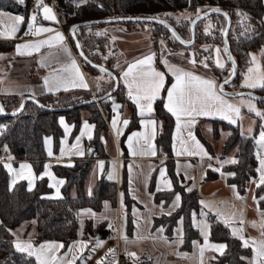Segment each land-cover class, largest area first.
Wrapping results in <instances>:
<instances>
[{"label":"trees","instance_id":"16d2710c","mask_svg":"<svg viewBox=\"0 0 264 264\" xmlns=\"http://www.w3.org/2000/svg\"><path fill=\"white\" fill-rule=\"evenodd\" d=\"M33 0H0V9L22 15H28ZM61 26L69 37L71 24L92 19L121 16H155L166 20L177 33L185 40L190 39L189 22L197 14V10L204 11L208 8H219L227 13L231 20L227 32V43L229 50L237 64V74L231 82L224 86L230 91L242 90L239 87L244 72L250 63V52L257 51L264 41V0H56L54 5ZM189 12L188 17L174 18L172 14ZM243 13L247 19L237 15ZM226 19L224 15L212 13L200 18L195 23L194 41L191 45L180 43L172 33L163 25L149 22H117L126 30L130 31L144 27L149 30V36L153 48L158 46V38L165 37L169 43L184 48L186 52L194 48L196 56L194 61L196 67L201 68L206 74L221 81L228 77L230 64L227 61L222 69L212 62V51L216 44L222 46V33ZM114 24V23H111ZM110 24H87L75 28V35L79 46L90 61L112 70L113 55L110 53V38L107 33H100L99 30ZM211 25L209 34H205L206 26ZM70 39V38H69ZM71 40V39H70ZM12 42L0 41V52L9 50ZM205 49H208L207 51ZM158 58V55H157ZM205 59L203 67L198 63ZM84 70L91 75L92 88L96 96L103 95L112 85V79L99 69L93 68L80 60ZM174 62V61H173ZM260 63L264 74V55L260 56ZM158 64L159 59H158ZM102 75L109 79V82L96 78ZM225 77V78H224ZM170 83V77L166 75L163 93ZM109 84V85H107ZM123 85L118 80L117 88L107 98H101L97 102L81 104L71 109L52 111L40 107L33 101H26L22 110L14 115H3L0 113V147H6L11 153L14 161L28 160L32 163L34 170L38 173L45 158L42 145V138L51 135L54 148L57 146L61 134L57 123L58 116H64L77 129L82 120L81 111H89L86 117L94 124V134L91 141L94 146L100 141V135L105 130V123L102 113L110 115L111 102H123ZM253 91L264 95V88L258 87ZM90 93L59 92L56 94H44L36 97L44 106L65 107L83 100L90 99ZM21 98L15 96H0V102L6 112L15 111ZM264 103V100H258ZM98 104V105H97ZM129 109V123L125 127L122 136L128 131L137 127V115L134 105L125 101ZM154 115L161 121L160 130L156 133L155 144L158 156L169 158L171 156V132L173 127V116L163 106V94L153 104ZM213 135H217L218 129H229L230 133L223 141L221 155L234 151L236 163L224 165L222 169L228 173L226 182L235 185L239 192H243L246 182L255 175L256 159L254 156V143L252 136L240 135L237 127H232L223 121L212 120ZM199 139L204 143L207 150L212 153L207 141L198 134ZM77 159L70 166L53 165L56 175L64 179L61 187L62 197L60 199H46L41 195L49 190L45 180L40 178L36 181L34 188L29 191L24 181L16 182L12 187L8 186V175L0 164V264H37L32 256L17 251L11 241L10 230L24 221L34 220L36 225L35 242L43 240H60L64 244L69 243L77 234L76 213L80 208H91L99 210L104 200L111 205L115 202V185L113 182L100 177L92 188V193L87 196L84 193V181L90 168L91 159ZM168 160V159H165ZM171 180L174 184L170 190L154 193V199L159 201L169 200L173 192L180 194L179 205L175 212L167 216L155 217L153 225H162L167 237L172 234V229L178 218L182 220V243L180 250H188L191 242L198 238L197 230L190 222L191 211H197L200 207L198 195L195 190H187L178 183L177 176L172 167L168 168ZM215 177L212 173L208 178ZM120 190L124 198L130 200L127 193V180L123 173H120ZM254 196L260 208H264V185L254 188ZM210 231L209 239L220 241L226 245L222 253L213 255L209 264H249L248 257L250 250L242 246L239 239L228 233L226 226L215 221L214 216H209ZM102 221L92 226L90 220L84 224V232L97 233L104 236L106 230ZM244 257L245 259H241Z\"/></svg>","mask_w":264,"mask_h":264},{"label":"crops","instance_id":"0c3cea01","mask_svg":"<svg viewBox=\"0 0 264 264\" xmlns=\"http://www.w3.org/2000/svg\"><path fill=\"white\" fill-rule=\"evenodd\" d=\"M42 4L52 9L53 14L55 15V21H48L43 19L42 9L37 8V0H33L30 5V10L28 15L24 18V22L19 25L18 31L15 32L13 38H8L9 33L14 25V21L12 20L13 16H22L17 13H13L10 11L0 9V12L5 15L0 16V41H10L12 42L11 48L9 50L0 52V96H15L18 98H22L24 96H32L38 97L44 94H56L59 92H79V93H90L91 96H96L94 94L92 88V81L94 78L89 75L81 65V62L74 50L71 40L69 39L67 33L61 26L60 20L57 17L55 7H52L48 0H42ZM36 15V26L51 28L53 32L44 33L39 36L25 35L28 31L27 22L33 16ZM23 17V16H22ZM264 19V16H263ZM56 32H59L63 35V45L68 49V53H70L71 59L75 60L77 66L80 69V72L83 74L84 81L87 84V88H70L68 91L59 90L50 92L47 91L44 87V78L51 77L53 73L62 68L63 66L70 63L68 55H66L59 45L49 48L47 46L42 47L38 52L33 51L31 55H19L16 52L17 45H22L25 43H36L41 40H45L50 36L55 35ZM100 33H107L110 38V53L113 55V63L112 68L115 70L118 80L123 85V93H124V101L123 102H111L110 104V115L106 117L103 114V120L105 123V130L101 132L100 141L95 144L88 139V134L81 136V129L83 128L85 122L92 126L91 128V136L94 134V124L89 121L86 117L89 115V111L82 110V120L79 123L77 129H73V124L68 122L64 116H58L57 123L60 127L61 134L58 139L57 146L54 148L53 138L51 135H45L42 138V145L44 149L45 158L42 163V167L38 173L35 172L32 163L28 160H17L12 161L6 164H10L12 169L15 171L20 170V165L27 164L31 167V172L34 177H36L33 181L32 189L35 186V183L38 179L43 178L49 187V184H52L53 187H49V190L46 193L41 195L42 198L46 199H60L62 197L61 187L64 183V179L55 174L53 170V165H64L70 166L77 159H85L88 156L91 159L90 168L86 175L84 181V193L87 196H90L92 193V188L95 182L103 177L105 180L111 181L115 185V200L120 196V166L121 163H133V162H143L142 166V179L145 175L149 176L152 173V169L154 168L156 163H163L166 165L167 169L169 166L172 167L174 174L177 176V180H180V184H182L187 190H195L198 195V201L201 198L208 200H226L230 203H234L232 205L236 208L237 213L242 211V222L238 223L235 218H231L229 213L233 211L231 209L227 210V216H224V223L228 230V233L239 239V236L242 235L245 239L248 240H261L264 237L261 236V227L260 222L264 217L260 213H264V208H260L257 204V200H253L254 189H253V197L246 196L245 198L248 200V205L244 203L243 192H239L235 185L229 184L226 182V176L228 175L222 167L227 164H231L232 160H236L234 151L227 152L221 155V147L223 141L230 133L229 129L219 128L217 135H213L212 132V120H220L224 123L237 127L240 135L249 136V128H250V119L249 113L246 112V108L240 104L235 97L225 96L229 100L230 103L240 106V118L236 119L235 123H229L228 120L220 119L219 116H196L194 118L193 126L190 131L193 136H195L196 140L199 141L200 145L204 149L203 154H190L189 152H184L181 148V139L185 141L189 140L188 131L184 128H181L180 131H177L176 128V120L173 117V127L171 132V156L169 158H165L163 156H158L156 144H155V136L156 133L160 130L161 121L156 118L154 115V109L150 115H146L141 117L139 115V111L136 105L129 99L128 97V89L125 87V81L121 78L122 73L127 70L128 65L134 63L137 59H140L146 55H153V67L162 73L170 77V83L167 85L164 93L163 90L160 92L159 97L163 94V106L167 100V88L171 87L172 83H174V78L167 70V66L162 61H167L168 65H173L179 69H182L186 72H191L196 76H200L204 79L213 80L216 85L218 82L214 77L206 74L201 68L192 67L190 65H182L173 61L159 60L156 55L154 48L151 45L148 29L146 27H140L138 29L126 30L122 25H110L108 27H104L99 30ZM138 34H143L139 36L138 39L134 36ZM138 41L140 44L136 46H130L127 42H135ZM113 44L114 48L111 47ZM25 51V50H21ZM262 51H264V41L261 47L255 51L259 52L258 57L260 58ZM76 57L79 60V64L76 61ZM204 66V65H203ZM201 66V67H203ZM263 74V73H262ZM96 78H100L105 80V82H109V79L98 75ZM243 88V87H242ZM247 89L242 90H253L255 88L246 87ZM258 88V86H257ZM240 91V90H235ZM158 97V98H159ZM125 101H130L135 108V112L137 115V127L128 131L124 136H122L125 126L123 125L124 120H128L129 109L125 105ZM119 105V108L116 112L113 111V106ZM154 104V103H153ZM153 108V106H152ZM165 108V107H164ZM166 110V109H165ZM167 111V110H166ZM168 112V111H167ZM169 113V112H168ZM171 114V113H170ZM243 114V115H242ZM245 115V126H242L241 119L242 116ZM114 117H118L117 129L121 131V134H117V131L112 127V120ZM253 118V117H251ZM63 119L65 124L69 127L70 131L67 136L65 135V129L60 124V120ZM154 120L155 121V135L154 138L151 139V144L154 146L155 155H141L136 154L133 155L129 151L128 147V137L134 132H144L145 128L141 127V120ZM149 133L152 132V129H147ZM111 133L115 135V140L112 139ZM198 134L201 135L205 141L208 142L212 153H210L204 143L199 139ZM176 137L175 141L173 137ZM206 135V136H205ZM80 136V141L78 145V149L73 148L72 146L77 143L76 138ZM208 137L210 140H208ZM46 140L49 142L46 144ZM254 143V142H253ZM174 145L176 151H174ZM254 145V144H253ZM89 148H91V153L88 152ZM63 149V155H62ZM49 151H51L52 155L49 156ZM83 153L82 155L79 153ZM182 154H177V153ZM254 152V149H253ZM255 156V154H254ZM168 159V160H165ZM256 159V158H255ZM228 161V162H226ZM220 162H222L221 173L218 174L217 177V169L220 168ZM6 164H3L7 175H8V186L12 187L16 182L24 181L26 188L29 190V184L27 179H22L17 177L16 182L13 184V175H11L8 169L5 167ZM103 164L101 168L100 165ZM47 172L51 173V175L55 178L54 180H50L49 176L46 174ZM203 173V174H201ZM214 173L215 177L208 178V175ZM111 175V179L109 176ZM154 174H152L153 176ZM167 175V174H166ZM193 176L194 182L193 186H191V177ZM255 176V175H254ZM253 176V177H254ZM168 177V176H167ZM251 177L246 184L253 178ZM170 180V179H169ZM56 181H63L62 184H57ZM170 187L173 188L174 184L172 180L170 181ZM246 186V185H245ZM57 188L59 189V196H57ZM169 188V189H170ZM163 189L167 190V186ZM245 190V188H244ZM164 191V190H163ZM129 196V195H128ZM239 197V198H238ZM126 203L129 205L131 201H135L130 198V200L125 198ZM200 205V204H199ZM110 206L111 210L114 209V217L116 213L118 214V207L115 202L114 205H111L109 201L104 200L102 206L99 210H93L91 208H80L77 210L76 219H77V234L74 239H72L69 243L64 244L60 240H43L40 242H35L34 237L36 234V225L34 220L24 221L19 225L13 227L10 230V236L12 245L17 240L24 242H31L34 247H39V245L44 243H57L63 244L64 247L61 248L57 252V256L62 258L65 264L67 262H74V264H114L116 254H115V246L108 240V226L109 222L105 220L100 213L104 208ZM201 206L196 211L199 212ZM259 209V213L257 211ZM90 210V214H86ZM82 216V217H81ZM205 216L207 218V228L204 229V233L207 235L209 244H224L220 241H212L209 239V231H210V219L209 216H214V214L210 212H206ZM249 216V220H248ZM119 217V214H118ZM255 217H258L255 219ZM83 220L82 228L80 230L79 227V219ZM155 218V217H154ZM251 219V220H250ZM86 220H90L92 226H96L100 222H104V229L106 233L104 236H99L97 233H87L84 232V224ZM226 221L230 223L231 226L226 225ZM130 222V221H129ZM253 224L256 226L253 227ZM150 227V228H149ZM152 227V228H151ZM149 231L146 235H141L137 233L136 228L134 226L129 225V228L126 226L120 225V236H119V249L120 251L128 257V264H155L153 263L154 259V250H159L161 256L166 261H173V264H209V259L216 254H220L221 252L213 250V249H205L203 252V256H201L200 248L205 244L204 235L199 227L195 228L198 233V238L192 240L191 246L188 250H180L179 246L182 243V233L178 235V241L173 242V233L170 237H167L164 232V227L162 225L154 226L153 223L147 226ZM233 229L239 230L242 229V232L237 231L236 235L233 234ZM97 241L101 242V246L97 247ZM243 246V242L239 239ZM172 242V243H171ZM151 247H155V249L150 252L145 248L141 247L145 244ZM81 244L87 245V247H81ZM111 247V250L106 252L105 250ZM15 248V247H14ZM250 250V255L248 257V261L252 259L253 252L251 246L247 247ZM16 249V248H15ZM129 253H135L136 259L129 256ZM27 254V253H26ZM36 261L35 256H32ZM75 258V259H74ZM177 258L178 261L174 262V259ZM37 262V261H36Z\"/></svg>","mask_w":264,"mask_h":264},{"label":"snow or ice","instance_id":"6c2138e0","mask_svg":"<svg viewBox=\"0 0 264 264\" xmlns=\"http://www.w3.org/2000/svg\"><path fill=\"white\" fill-rule=\"evenodd\" d=\"M18 2L23 3V0H18ZM37 8L42 9L43 19L48 21H55V15L52 12V9L44 6L42 4V0H37ZM199 9L197 12L199 13ZM212 12L224 15L225 19H227V13H221L219 8H213ZM5 15L0 12V16ZM207 15V13H205ZM237 15L242 16L244 19L247 17L238 12ZM36 15H33L27 22L28 31L25 35L39 36L44 33L53 32L51 28H44L36 26ZM12 20L14 21V25L9 33L8 38H13L16 31L19 29V25L24 22V17L22 16H13ZM193 23H195L193 21ZM212 26L208 25L205 28V34H209V30ZM75 31V28L73 29ZM221 33L226 34L225 29H221ZM97 35H101V33H97ZM175 36V33H173ZM64 37L61 33L56 32L55 35L50 36L45 40H41L36 43H25L22 45H17L16 52L19 55H31L33 51H39L42 47H55L57 45L60 46L62 51L68 55L70 63L63 66L62 68L56 70L51 77L44 78V87L47 91L54 92L59 90L68 91L70 88L80 87L87 88V84L84 81L83 74L80 72L79 67L77 66L75 60L71 59L70 53H68V49L63 45ZM183 43V41H182ZM79 48V44H77ZM25 51H21V50ZM206 51L208 49H205ZM217 54L220 52V49H216ZM225 53L227 54V47H225ZM262 55H264V51H262ZM230 59V57H229ZM153 55H146L140 59H137L134 63L128 65L126 71L122 73V79L125 81V87L128 89V97L129 99L136 105L139 115L144 117L146 115H150L152 113L153 103L159 97L160 92L164 89L165 85V73L157 71L153 67ZM163 63L168 67L169 72L174 78V83H172L171 87L167 88V100L164 104L165 109L171 113L176 120V128L177 131H180L181 128H184L188 131L189 140L185 141L181 139V148L184 152H189L190 154H203L204 149L200 145L199 141L196 140L195 136L192 135L190 129L193 126L194 118L196 116H219L220 119L228 120L229 123H235L236 119L240 118V106L232 104L229 102L227 98L222 94L221 85L219 90L217 89V85L213 80L204 79L200 76H196L191 72H186L182 69H179L173 65H168L167 61H163ZM190 63L195 64V61H190ZM250 63L254 65V67H250L248 69L247 74L244 77V83L242 87H251L255 88L257 86L264 88V74H260V68L256 65V57L253 56ZM217 67L221 69L224 67L223 63H221L220 59L216 60ZM207 67V65H205ZM101 72L104 69H100ZM235 69L233 67V73ZM233 73H230L232 75ZM229 81L226 79L225 83ZM243 104V100L241 101ZM249 112H254L257 116H259L262 120H264V113L258 111L255 108V105L250 101L247 104ZM119 108V105L113 106V111L116 112ZM3 109H0L2 112ZM118 117H114L112 120V127L117 131V134H121V131L117 129ZM129 121L124 120L123 125L126 127ZM60 124L65 129V135L67 136L70 131L69 127L65 124L63 119L60 120ZM141 127L145 128L144 132H134L128 137V147L131 154H141V155H155L154 146L151 144V139L154 138L155 135V121L154 120H141ZM91 128L92 126L88 125L86 122L81 129V136L88 134V139H92L91 136ZM152 129V132L149 133L147 129ZM0 130H2V126H0ZM249 132H251V128H249ZM80 136L76 138L77 143L72 147L78 149ZM176 137L174 135L173 140L175 141ZM46 144L49 142L45 141ZM256 144L264 149V124L261 125V131L259 133V138L256 140ZM7 150V149H5ZM174 151L175 145H174ZM49 156L52 155L51 151H49ZM79 154H83L82 152ZM182 154V153H177ZM63 155V149H62ZM11 159V157H9ZM228 162V161H226ZM231 163H236L235 160H232ZM260 167L257 169L259 172V183L257 187L264 185V157L259 158ZM5 167L8 169L9 173L13 175L14 184L16 182V178L27 179L29 184V191L32 190L33 181L36 177L32 175L31 167L27 164L20 165V170L15 171L12 169L10 164H6ZM103 167V164L100 165ZM46 174L49 176L50 180H54L55 178L51 175V173L47 172ZM161 177L165 176L164 169L160 170ZM111 179V175L109 176ZM57 184H62L63 181H56ZM165 186L170 187V183L165 181ZM49 187H53L52 184H49ZM57 196H59V189L56 190ZM91 194V193H89ZM239 198V197H238ZM261 200H264V196L260 197ZM180 197L176 196V202H178ZM255 201L256 198L253 197ZM259 213V209H257ZM90 214V210L86 213ZM262 217H264V213H260ZM227 226H231L228 221H226ZM256 225L253 224V227ZM261 227V236L264 237V219L260 222ZM207 228V225H204L201 229L202 235L205 238V244L200 248L201 256H203V252L205 249H213L219 252H223L226 245L224 244H209L207 235L204 233V229ZM179 231V230H178ZM237 231L242 232V229L236 230L233 229V234L236 235ZM239 239L242 240L244 247L251 246L253 256L249 261V264H264V239L261 240H248L245 239L242 235L239 236ZM101 246V242L97 241V247ZM14 247L19 252L27 253L28 256H35L37 264H65L62 258L57 256V252L64 247L63 244L57 243H44L39 245V247H34L33 244L29 242L19 241L17 240L14 244ZM81 247H87L85 244H81ZM129 256L136 259L135 253H129ZM75 259V258H74ZM241 259H245L241 257ZM67 264H74V262H67Z\"/></svg>","mask_w":264,"mask_h":264},{"label":"rangeland","instance_id":"374dc122","mask_svg":"<svg viewBox=\"0 0 264 264\" xmlns=\"http://www.w3.org/2000/svg\"><path fill=\"white\" fill-rule=\"evenodd\" d=\"M172 15L174 16V18L179 19L181 17H188L190 15V13L189 12H180V13H174ZM110 25H116V24L114 23V24H110ZM110 25H108V26H110ZM117 25H120V24H117ZM108 26H104V27H108ZM104 27H102V28H104ZM144 27H146V25H144ZM148 34H149V30H148ZM142 35L143 34H138L134 37H136L138 39V37L142 36ZM149 38H150V36H149ZM157 40H158V46L156 48V51H157V55H158L159 60L167 59L169 61H174L178 64L190 65L192 67H196V66H194L195 64L190 63V61L194 60L193 56L196 54V52H194L195 51L194 48L190 49L188 52H186L184 48L177 47V46L173 45L172 43H169L165 37L158 38ZM150 42H151V39H150ZM127 44L134 47V46L140 44V42H138V41H135L132 43L127 42ZM151 45H152V43H151ZM113 46L114 45L111 44L112 48H114ZM152 47H153V45H152ZM217 48L220 49V52L218 54L216 52ZM258 55H259V52H255V51L250 52V61H251L253 56L256 57V65L259 66L260 74H262L263 70H262L260 58L258 57ZM217 58L220 59L221 63H223V65L225 67L226 63H227V58H226V55L223 51L222 46H220L219 44H216L215 47L213 48L212 57H211L213 64L216 66H217V64H216ZM198 63L200 64V66L205 65V59L202 58L201 60L198 61ZM250 67H254V65L252 63H249L246 70L244 72H242V78L240 80L239 87H242V85L244 83V77L247 74L248 69ZM197 68H199V67H197ZM167 70H168V67H167ZM107 85H109V84H107ZM243 89H247V88L243 87ZM235 99L240 104H242L241 101L243 100L244 103L242 104V106H244L246 108V112L249 113L248 117L251 121L250 122L251 132H250L249 136L253 137L254 154H255V158H256L255 176L246 184L245 190L242 193L245 195V196H243L244 203L248 205V200L245 197L248 196L249 194L251 197H253V189L259 183V172L257 171V169L260 167L259 158L264 157V149H261L256 144V140L259 138V133L261 131V125L264 124V120H262L254 112H249L247 104L250 101L252 104L255 105V108L258 111L264 113V103H260L257 99L250 97V96H237V97H235ZM98 109H99V111H101V108L99 106H98ZM242 117H243L241 119L242 126H245L246 125L244 122L245 115ZM251 117H253V118H251ZM208 140H210L209 137H208ZM142 163L143 162H133L132 164L131 163H123V162L121 163L120 173H123L126 176L127 193L129 195V198H132L135 201H131L128 205L125 201L123 192L120 191V196L117 199V207H118V214H119V223L121 226L125 225L126 228H129V225L131 223V225L136 228L137 233H140L141 235H146L149 231V228H150V227L147 228V226L148 225L151 226V224L153 223L154 217L167 216V215H170L171 213L175 212L176 208L179 205V202L177 205L176 196L178 195L180 197V194L178 191H175V192H173V195L171 196V198L168 201L167 200L165 201L163 199L156 201L154 199V193L155 192H161V191L165 190V189H163L165 187V181H167L169 183L171 181L169 170L167 169L165 164H163V163L161 164L158 162L155 164L154 168L152 169V173L149 176L145 175V177H143V179H142V174H143L142 173V166L144 165ZM221 164H222V162H220V168L217 169V177H218V174H220L222 171V169H221L222 165ZM161 169H164V171H165L164 177H161V175H160ZM152 174H154V175L152 176ZM201 174H203V173H201ZM143 176H144V174H143ZM191 178H192L191 179L192 180L191 186H193V182H194L193 176ZM178 183H181L179 179H178ZM170 187H172V185ZM170 187H167L168 188L167 190H170L171 189ZM199 204L201 206L199 212L197 213L195 210H193L190 213V222L194 228H197V227L200 228L199 232L201 231V229L203 228L204 225H207V218L205 216L206 212H210V213L214 214V218H216V216H219L220 218H222L224 220V216H227V213H226L227 210L234 207L232 205H235L234 203H230L226 200H214V199L208 200V199H204V198H201L199 200ZM109 207L110 206H107L106 207L107 209L104 208L100 213H102V216L105 218V220H107L109 222V224H111L114 221V209L111 210V208H109ZM232 209H233V211L231 213H229V216H231V218H235V219L237 218L236 221H238V223L240 225V223L242 222V216H241L242 211L240 210V213L238 214L235 207ZM257 218L258 217H255V219H257ZM248 220H249V216H248ZM78 224H79V227L81 230L82 224H83V220L81 218L79 219ZM172 233H173V242H177L178 241L177 238H178L179 233H182V220L180 218L177 219L176 224L174 225V227L172 229ZM141 247L145 248L147 251H150V252H152L155 249V247L150 248V246L149 245L147 246L146 243L143 244ZM110 250H111V247H108L105 251L108 252ZM154 251H155V253H154L153 263L155 262V264H173V261H170V260L166 261L161 256L159 250H154ZM177 261H178V259L175 258L174 262H177Z\"/></svg>","mask_w":264,"mask_h":264},{"label":"water","instance_id":"95a60500","mask_svg":"<svg viewBox=\"0 0 264 264\" xmlns=\"http://www.w3.org/2000/svg\"><path fill=\"white\" fill-rule=\"evenodd\" d=\"M212 9L213 8L205 9L204 11H201V12L195 14L191 18V20L189 22V30H190V39L189 40L183 39L177 33V31L173 28V26L170 25L166 20H164L162 18H159V17H155V16L108 17V18L92 19V20H86V21L73 23V24L70 25L68 33H69V38L71 39L72 45L74 47V50L76 51V54H77L79 60H82L84 63H86L87 65H89V66H91L93 68H96V69H99V70L100 69H104L103 72L106 73L112 79L113 85L101 96H92L90 99L83 100L81 102L74 103V104H71V105H67L65 107H47V106H44L36 97L24 96V97L21 98V101L19 103L18 108L15 111H12V112H6L5 109L3 108L1 102H0V109H3V111L0 112V113L3 114V115H14V114H16V113H18V112H20L22 110V108L24 107L26 101H33L36 104H38L40 107H43L45 109H49V110H52V111H58V110L71 109V108H73L75 106H78V105H81V104L97 102L101 98H107L108 96H110V94L118 86L117 75L112 70L104 67L103 65L96 64V63H93L92 61H90L88 58H86V56L82 52L81 48L77 47V44H79V43H78V40L76 38L75 31H73V29L78 27V26L87 25V24H97V23H99V24H103V23L111 24V23L128 22V21H131V22H135L136 21V22L157 23V24H161V25L165 26L172 33V35H173V33H175L174 37L180 43H182V41H183L182 44L191 45L193 43V41H194V33H195V23H196V21L199 20L200 18L206 17V16H208V15H210L212 13H215V12L211 11ZM205 13H207V15H205ZM221 13H226V12L221 10ZM193 21L195 23H193ZM230 24H231V20H230L229 16L227 15V19H226V23H225V27H224V29L226 30V34L222 35V48H223V51L225 53V47H227V54L225 53V55H226L227 61L230 64V73H233V67H234L235 71H234V73L232 75H230V73H229L228 77H226L225 79L219 81L218 85H217V89L219 90L220 86L222 85L223 86L222 94L225 95V96H228V97L250 96V97H253V98L257 99V100H264V95H259V94L255 93L253 90L230 91V90H227V89L224 88V86L226 84H228L229 82H231L233 80V78L237 74V64H236V62H235V60H234V58H233V56H232V54H231V52L229 50L228 43H227V32H228V30L230 28ZM229 57H230V59H229ZM226 79L229 81L228 83H225ZM88 152L91 153V148H89ZM215 221L217 223L225 226L224 221L219 216H216Z\"/></svg>","mask_w":264,"mask_h":264},{"label":"built area","instance_id":"2783aa9c","mask_svg":"<svg viewBox=\"0 0 264 264\" xmlns=\"http://www.w3.org/2000/svg\"><path fill=\"white\" fill-rule=\"evenodd\" d=\"M48 3L52 7H54L56 0H48ZM76 61L79 64V60L77 57H76ZM100 112L103 116L102 111H100ZM111 137L113 140H115L114 134L111 133ZM5 149H6L5 147H0V164H2V165L14 161L9 150H5ZM9 157H11V159H9ZM115 204L117 206V199L115 200ZM119 236H120V223H119L118 214L116 213V215L114 217V221L111 224H109V226H108V237L107 238L115 246L116 258H115L114 264H128V262H129L128 257L125 256L119 249Z\"/></svg>","mask_w":264,"mask_h":264}]
</instances>
